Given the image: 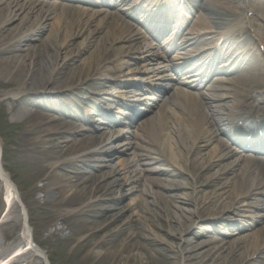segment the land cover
<instances>
[{"label":"bare ground","instance_id":"1","mask_svg":"<svg viewBox=\"0 0 264 264\" xmlns=\"http://www.w3.org/2000/svg\"><path fill=\"white\" fill-rule=\"evenodd\" d=\"M83 1L85 2V0H0V6H4L0 9V87L3 88V90H0V101H12V107L20 110L18 116L20 122H22L23 130L18 137V141L14 143L15 151L22 157L29 159L28 165L32 171L33 182L43 183L41 192L46 194L45 198L47 197V200H43V204L56 208L53 219L57 221L65 220L71 215H75L80 219V217L93 212L96 199H99L97 198L98 194L102 192L115 193L113 182L106 185L99 183L94 190L90 188L87 184L99 181V179L98 176H90L88 172H78L74 177L63 176L59 173V169L65 165L74 166L77 162L85 163L92 155L102 154L106 146L100 147L99 145L109 142L107 149H111L112 152L108 155L111 160L118 158L117 162L112 165L113 171L110 175L113 176L116 172L121 174V186L127 188V192L134 195L129 202V208L136 201L137 203L138 201H144L145 199L141 196H147L148 194L151 197V203L159 202V200L168 203V198L173 196L170 193H173L174 189L182 187L176 182L181 169L196 174L197 170L202 169L206 172L216 168L212 175L206 177V181L213 178L217 180L215 186L212 185L213 189L211 191L203 195L201 199L198 197L200 192L197 193L196 197L191 194L186 195L188 197L186 200L194 202L198 206L196 211L198 216L203 218L205 211H215L213 208L218 209L221 206L223 209L214 216L218 217L225 213L232 215L240 213L239 216L243 218V221L238 220L241 224L236 222L231 226H227L226 228L229 231L236 232L247 229L251 227L254 221L260 224L262 219L257 215V211L262 210H260L259 205L264 202V156L246 152L236 147L231 140L232 135L234 136L231 128L234 125L227 126L225 123L226 120L234 117H241L245 121L264 120V114L259 112H242L243 108L248 107L249 103L247 104V102H253L257 99L253 85L258 81L259 71L257 69L260 58L255 61L256 57L254 56L248 62H246V57L243 58L242 60L245 59L247 66L249 62L253 61V66L248 67L249 69L245 72L236 74L234 78L220 79L210 86L208 85L206 89L212 92L209 94L199 89L202 88L205 77H200L199 81L191 86L184 85L185 83L181 82L177 83L181 87L174 88L171 94V104L169 99L161 100L155 104L157 109L155 118L162 125L161 131L163 138H165L162 143L159 139L160 135L158 136L152 124L153 120L148 119L137 123L139 115L135 114L130 118L117 119L120 125H118L112 136L106 139L100 137L99 140V138L93 136L92 132L87 131L88 129H85L86 131L81 129L80 126L83 128L81 122L86 121L83 119L84 115L66 114L62 108L53 104L45 105V109L38 104L34 113L28 111L30 103H34V100L59 94L48 92V89L50 86L56 85L55 82L61 79L60 56L68 48L71 39L75 37L71 34V30H68L69 33L67 31L71 27L83 25L94 28L93 31L95 32L107 29L106 35L110 37L111 43L107 57L100 60L83 61L82 66L86 70L81 71L78 76L68 81L65 88L82 86L92 78L101 79V82L97 85L102 88L103 95L110 94L109 90L115 88V93H119L117 95L130 98L128 96L131 93L130 89L139 86L136 82L141 80L144 85L140 91H144L145 94L141 99L134 100L145 102V104H141L143 107L140 109L144 110L147 103V106L152 108L149 102L155 100L150 85L155 84L157 80L169 78L163 75L166 72L165 67L156 66L154 63L163 59V57L165 59V56L157 54L158 52L155 49L161 47L168 51L167 46L169 45L166 44V41L155 44L149 38L151 29L149 28V31H147L144 26L140 25L142 21L145 24L147 23L142 12L134 10L130 13L126 9L125 12L119 9L120 11L113 13L105 10V8L94 10L82 6L86 5ZM121 1L122 4L128 2V0ZM139 1L135 0L134 4ZM149 1H153L150 6L159 5L157 9L160 8V5H165V2L163 3L160 0H146V2ZM207 1L206 6L199 5L202 12L197 16L190 31L183 37L179 49L185 50V48L194 45L200 39L205 40L208 38V41L215 39L219 41L224 37L223 50L228 44L224 57L230 55L229 58L233 59V55H240L241 57L253 55L251 50L246 51L243 47L240 49V44L255 50L264 45V32H261L258 28L259 31L253 36L248 35L246 29V27L251 29L253 23V20L248 17L250 12H259L264 17V0H254L252 2L251 0ZM117 6L118 4L113 5V7ZM215 6L222 7L226 12L217 11ZM238 8L247 10V14H239ZM207 13H210L209 15L212 17L208 16ZM32 14L35 15V18L29 24ZM73 16H77V24L68 21ZM126 17L137 20V24L130 23ZM16 21H19L18 26L11 28V25ZM174 29L176 31L177 27ZM47 30H49L53 40L48 49L54 51L56 55L54 61L48 57V62L45 65L34 69L33 56L37 54L34 47L26 49L28 60L31 62L30 67L24 58L7 56L15 51H23L22 44L31 42L37 35ZM62 35L64 39L60 41ZM212 44H214V41ZM81 46H84V44ZM214 46H217V44H214ZM206 47L207 45L203 46L202 52L207 49ZM215 48L217 47L212 49ZM209 49L208 47L207 50ZM220 49L218 47L216 50ZM31 52L35 53L32 54ZM99 52L100 50L97 48L96 54L98 55ZM185 53L186 61L191 60L192 58L187 59V55L191 53ZM203 54L200 53L198 56ZM262 54L264 53H259L257 56H262ZM215 57L216 55L213 54L212 60ZM67 58L65 56L63 61ZM238 59L240 57H237ZM31 65L33 66V72L30 77L27 74V68L31 69ZM126 65L127 69L124 70ZM171 70L177 72V64L171 65ZM39 71L43 72V81L36 79V73L39 74ZM116 72H119V76L126 79L127 83L114 81L109 77L110 75L115 76ZM223 72L228 76L230 69H225ZM5 79H8V81L5 82ZM225 84L247 86L250 87V90L246 93V90L235 91L230 102L228 100L230 97L224 92L225 87L223 85ZM13 85L16 87H12ZM168 85H171V82ZM262 85L261 89L264 91V83ZM203 86L205 87V85ZM190 88L196 89L195 91L198 92L195 93ZM155 92L162 93L157 89H155ZM65 94L64 92L61 96H65ZM94 94L100 95L101 93ZM120 96H114V98ZM84 104L88 105L87 102ZM77 131L87 135L83 139H70ZM145 131H147V136L150 138L148 140L143 137ZM97 141H99L98 144ZM206 150L207 152H205ZM2 153L4 152L2 151L0 138V156ZM43 155L44 157H41ZM170 158L174 165L170 164ZM152 164H155V167H150ZM0 169L5 177L6 186L10 190L13 188L19 194V199L25 205L29 215V206L41 203L40 200L34 198L36 187L22 194L18 185L12 182L11 176L6 172L2 159L0 160ZM146 174H155L165 179L149 177ZM106 186H108V189L105 191ZM152 186H158L160 192H152ZM153 193H155V196H153ZM207 202L210 206L205 209L203 204H207ZM201 204L204 207L200 208ZM0 209L5 212L3 218L5 221L0 222V229L5 230V226L12 228L11 232L6 231L3 238L0 237L1 262L4 255H7L10 245L24 242L29 244L31 239L35 244L36 242L32 234H29L26 239L17 234L20 223L12 217L18 211L16 205L11 203V196L6 201L0 197ZM115 210L117 209H111L109 212L113 213ZM165 212L171 223L176 225V233L180 235L182 234L179 231L185 225H192L187 226L186 237H184V244L190 247L187 252L190 255V258L186 260L187 264H223V261L227 260V255H224L225 243L222 242L224 239L230 238V236L226 237L229 234H226L222 239L211 238L203 241L200 238L207 237L212 232L207 231V234L204 235L200 232L202 227H194L195 220L192 216L194 213L186 209L185 216L178 207L177 214L171 210ZM111 213L110 215H113ZM133 214L134 216L137 215V211H133ZM121 217L122 215L118 216L113 222H119ZM157 217L158 220L155 222L159 228L156 225L155 228L162 230L166 222L162 215ZM250 217L254 220L252 223L246 219ZM79 221L86 222L84 220ZM33 224H35V221H33ZM88 230H91V232L85 238V241L92 242L91 246L94 245L95 248L100 249V246L102 248L105 240L99 243H93V240L105 229H100L97 226ZM87 231H84L83 234ZM212 234L221 235L216 229L213 230ZM8 241H10L9 244H7ZM236 242L241 244L247 242L244 251L246 257L241 264L246 260L247 262L250 261L248 260L249 257L264 250V225L251 234L239 236L234 241L235 244ZM38 249L36 250L37 254L42 253L39 247ZM21 251L20 249L19 252ZM95 253L103 258L108 255L107 252L96 251ZM180 256L184 258L182 251H180ZM40 260L42 258L31 257L30 253H23L16 256L9 264H40ZM47 264L52 263L48 262Z\"/></svg>","mask_w":264,"mask_h":264},{"label":"rangeland","instance_id":"2","mask_svg":"<svg viewBox=\"0 0 264 264\" xmlns=\"http://www.w3.org/2000/svg\"><path fill=\"white\" fill-rule=\"evenodd\" d=\"M198 1L199 2L196 1V3L204 6H206L208 2L207 0ZM252 1L254 0H251V2ZM132 4L133 3H129L128 5H126V8L130 7ZM82 6H87V8H92L94 10L101 9V7L99 6ZM118 6V8H121L122 10L123 8H125V5L124 7H120V4ZM3 7L4 6H0V9ZM118 8H105V10L117 13L119 10ZM215 9L222 13L226 12V10L222 7L219 8L218 6H215ZM237 11L242 15L247 14V10H244L243 8H238ZM201 12L202 11L198 10L199 14ZM207 14L208 16H210V13ZM248 17L253 20L251 29L249 27H246V29H248L251 34L255 35L256 32L259 31V29L261 32H264V17L261 15V13L252 11L249 13ZM34 18L35 15L32 14L30 16L29 24L34 21ZM126 19L130 23L137 24L136 21H133L127 17ZM77 20V16H73L68 19V21L74 24H77ZM18 24L19 21L14 22V24L11 25V28L18 26ZM93 29L94 28L83 25L67 29V31L71 30V34H73L75 37H73L68 43V48L62 52L59 59L61 79L58 82H55L56 85L50 86V88L48 89V92H55V94H59L49 98L42 97L34 100V103H30L28 111L34 113L37 109L38 104L43 108L46 107L45 105L49 106L53 104L54 106L62 108V110H64L66 114H78L79 116L84 115L83 119L84 121H86L83 123L81 122V124L83 125V128L82 126H80L81 129H88L87 131L92 132L93 136L99 138L100 140V137H104V139H106L107 137H111L113 132H115V130L118 128V126H114L112 123L98 116L100 109L99 107H101L103 111L107 110L108 105H110V103L117 99L114 98V95L116 94L115 88L109 90L110 94L103 95L102 88H99L97 85L101 82V79L93 78L91 80H88L82 86H75L69 89L65 88L68 81H70L73 77L78 76L81 71L86 70V68L82 66L83 61L91 59L100 60L101 58H105L108 56V53L110 51L111 39L108 35H106L107 29H103V31L99 32H95L93 31ZM149 38L151 39L150 36ZM63 39L64 36L62 35L60 41H63ZM154 42L155 44L157 43L156 41ZM50 43H53V40L49 33V30H47L42 34L37 35L36 38L31 42L22 44L23 51H15L12 54H8L7 56L20 57L21 59L24 58L26 60V63L30 67L31 62L30 60H28V52L26 51V49L28 47H34L36 49L35 52L37 53L35 56H33V59L35 61V69V67L38 68L45 65L46 62H48V57L53 59V61L54 59H56L54 51H50L48 49ZM82 44H84V46H81ZM97 48H99L100 50L98 55L96 54ZM195 49H200V46L196 47ZM261 49L264 50V45L261 47ZM155 50L158 52L157 54L164 56V52L161 48H156ZM35 52L31 53L33 54ZM177 55L178 53L172 52L168 54L165 59L163 57V59L154 62L156 66L160 65L159 67H165L164 69H166V72L163 75L169 77L165 78L164 80L156 81V89L162 91V93L155 92L156 94L154 95V97L160 101L169 99L170 104L172 102L171 94L173 93L174 88L178 86L181 87L180 85H177V83H179V81L177 80H179V78H182V81L183 79L186 80L183 74L179 77V75H177L175 71L171 70V65L181 63V61L176 60ZM65 56L68 58L63 61ZM126 67L127 65L125 66L124 70L127 69ZM32 70V65L31 69L27 68V74H29V76L32 74ZM236 74H229L228 76L223 73L219 74L218 76H214L209 81L210 84L208 83V85L210 86L220 79L234 78ZM42 75L43 72L39 71V74L36 73V79L38 81H43L44 78H42ZM119 75L120 73L116 72L115 76L110 75L109 77L114 81L127 83L126 79L121 78ZM261 79L262 77H259L258 81L255 84L253 82V88H255L256 86L257 88L261 87L260 84L264 82L261 81ZM7 81L8 79H5V82ZM169 82H171V85H168ZM136 83H138L139 86L132 87L130 89L132 90L131 95H134L135 93L144 94V91H140L141 89H143V82L139 80ZM208 85L206 87H208ZM223 86L225 87L224 92H226V94H228V97H230L228 98L230 102L232 101V96L233 94H235V91L250 90V87H242L236 84H225ZM12 87L16 86L13 85ZM206 87H203L202 90L203 92L209 94L211 91H208ZM0 90H3V88L0 87ZM64 92L66 93L65 96H61V94ZM257 92H259L260 95L264 97V92H262L261 90ZM94 93L101 94L95 95ZM195 93L197 92L195 91ZM86 102L88 103V105L84 104ZM260 102L261 105H264V101L262 100L253 103V105H257L256 103ZM12 103L13 102L9 100L0 101V138L2 141V151L4 152L2 153V162L5 166L6 172L9 176H11L12 182L18 185V187L20 188V193L23 194V192H29L33 190L34 187H36L34 198L40 200L41 203L32 204L31 206H29L30 214L28 215L25 205H23V203L19 199V194L13 188H11L12 190H10V188L6 186L1 175L0 197L2 198V200L6 201V199L11 196V203L16 205V209L18 211V213H14V215L11 216L17 219L20 223V228L17 234L25 239L27 238V234L34 235L35 242L40 247L43 256L42 260H40V264H47L48 262L52 264H187L186 260L190 258V255L187 252L190 250V247H187L186 244H184V237H186L185 233L187 228L192 225H185V227H183L182 230L179 231L182 234L180 235L176 233V225L174 223H171V221L166 217L167 214L165 212L166 210H171L177 214V207L182 210L183 215L185 216L186 209L190 210L191 213H194L192 214L195 220L194 227H202V230L200 231L202 234H207V231L213 233L214 229L218 230V233L221 234H208L209 236L200 238L203 241L209 240L211 238L222 239L226 234H229L226 237L230 236V238L228 237L222 242L225 243L226 249L224 255H227V260H224L225 263L223 261V264H241L243 259L246 257L244 251L245 244L247 242L245 244L236 242L235 244L234 241L237 240L239 236H242L243 234H251L257 228L264 225V202H261L262 205H259L260 210H262L257 211V215H259V218L262 219V222L260 224H257V221H254L250 217L246 219H248L251 223L252 221H254L251 227L236 232L229 231L226 228L227 226H231L236 222L238 224H241V222H239L238 220L243 221V218L239 216L240 213L234 215L225 213L226 215L221 214L218 217L214 216L223 209L220 206L218 207V209L213 208L215 211H205L203 218H201L196 213L198 206H196L194 202L186 200L188 198L186 196L187 194H191L196 197L197 193L200 192L198 194V197L201 199L203 195L213 189V186H215L214 184L217 183V180L213 178L206 181V177L212 175L216 171V168H214L212 171L206 172L202 169L197 170L196 174H192L189 171L186 172L181 169V173L176 182L182 187L179 189H174L173 193H170V195L173 196H170L168 198V203H165L163 200L151 203L152 200L148 194L147 196H141L143 199H145L144 201H138V203L136 201L134 205L129 208V202L131 200V197L134 195L130 194V192H127V188L121 186V174H118L116 172L115 175H110V173L113 171L112 165L117 162L118 158L111 160V157L108 155L112 152L111 149H107L109 147V142H105L102 145H99L100 147L106 146L102 154L92 155L85 163L77 162L74 166L65 165L59 169V173L63 176L74 177L78 172H88L90 176H98L99 179V181H93L87 184L90 188H93L94 190L97 188V185L99 183L106 185L113 182L115 193L111 194L108 192H102L98 194L97 198L99 199H96L97 201L95 203V207H93V212L80 217V219L75 215H71L65 220H54L53 216L56 213V208H52L48 205L43 204V200H47V197L45 198L46 194L41 192L43 183L33 182V178L31 177L32 171L31 169H29L28 165L29 159L26 157H22L15 151L14 143L18 141V137L21 135L23 126L18 116V111L20 110L19 108L12 107ZM121 104H123V102ZM150 104L153 105V108H148L149 112L140 114L141 116L137 120V123L152 119V124L155 128L156 133H158V136L160 135L159 139L162 143L165 138H163V133L161 131L162 125L159 124V122L155 118L157 113V109L155 106L156 103ZM120 106L121 105L117 106L116 109L113 108V110L111 111L112 114L118 117H122L117 114L119 110L121 112H124ZM86 135L87 134H83L77 131L75 135L70 137V139H83V137H85ZM143 137L145 140H148L149 136H147V131L143 132ZM98 143L99 141H97V144ZM205 152H207V150ZM41 157H44V155ZM169 160L170 164L174 165L172 159L170 158ZM150 167H155V164H152ZM146 175L153 178L165 179L164 177H160L155 174ZM107 189L108 186L105 187V191ZM151 189L152 192H160V188L158 186H152ZM155 193H153V196H155ZM203 205L201 204L200 208L204 207L205 209H208V207L210 206L208 202L207 204L205 203ZM114 208H116L117 210H115L113 213L109 212V210ZM3 211H1L0 209V222L4 220L3 218L5 212ZM133 211H137V215L134 216ZM110 213L113 215H110ZM120 215H122L120 221L114 223L113 221ZM158 215H162L163 219L166 222V224L164 222L165 226L162 228V230L155 228V225L156 227H158L157 223L155 222L158 220ZM79 220H84L86 222L82 223ZM33 221H35V224H33ZM88 221L89 223H87ZM97 226L100 229H105L103 233H101L93 240V243H99L102 240H105L104 245H102V248L100 246V249L95 248L94 245L91 246L92 242L89 243V241H85V238L91 232V230L87 231V229H94ZM6 231L11 232L12 228L5 226V230L0 229V237L3 238V235L6 234ZM84 231L87 232L83 234ZM233 232L235 233L233 234ZM77 239L80 240L76 241ZM9 243L10 241H8L7 244ZM21 245L23 244L21 243L10 245L7 255H9V253L12 252L13 249ZM96 251H100L101 253L107 252L108 255L106 258H103L101 255L97 256V254L95 253ZM180 251L184 253V258H181ZM25 253H30L31 257L36 256V253L32 250L26 249ZM7 255H4V257ZM248 260L250 261L247 262L246 260L242 264H264V250L263 252L256 253L253 256L249 257Z\"/></svg>","mask_w":264,"mask_h":264}]
</instances>
